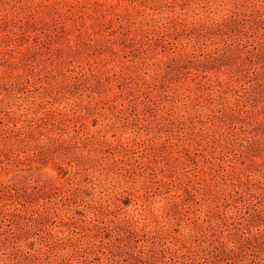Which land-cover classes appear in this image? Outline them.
<instances>
[{
    "label": "rangeland",
    "instance_id": "1",
    "mask_svg": "<svg viewBox=\"0 0 264 264\" xmlns=\"http://www.w3.org/2000/svg\"><path fill=\"white\" fill-rule=\"evenodd\" d=\"M0 264H264V0H0Z\"/></svg>",
    "mask_w": 264,
    "mask_h": 264
}]
</instances>
